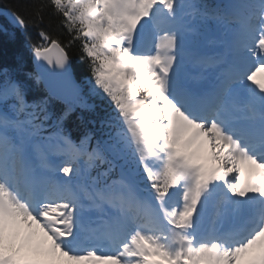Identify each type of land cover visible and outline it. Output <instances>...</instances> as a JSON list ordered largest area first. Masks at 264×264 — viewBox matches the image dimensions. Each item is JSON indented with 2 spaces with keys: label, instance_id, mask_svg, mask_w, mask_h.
Returning a JSON list of instances; mask_svg holds the SVG:
<instances>
[{
  "label": "snow or ice",
  "instance_id": "6c2138e0",
  "mask_svg": "<svg viewBox=\"0 0 264 264\" xmlns=\"http://www.w3.org/2000/svg\"><path fill=\"white\" fill-rule=\"evenodd\" d=\"M46 9L70 36L40 28L29 45L46 95L29 102L0 74V264H264V0H29L0 15L26 29ZM74 107L93 114L77 139Z\"/></svg>",
  "mask_w": 264,
  "mask_h": 264
},
{
  "label": "trees",
  "instance_id": "16d2710c",
  "mask_svg": "<svg viewBox=\"0 0 264 264\" xmlns=\"http://www.w3.org/2000/svg\"><path fill=\"white\" fill-rule=\"evenodd\" d=\"M214 0H206L211 3ZM29 2V0H0V10L7 8H20L22 4ZM39 2V0H34ZM50 9L45 11V23L43 25H34L32 23L26 29H19L9 24L3 15H0V25L7 28V32L0 30V68L10 65L20 69L24 67L27 75H34L33 54L30 51L29 45L39 42L37 35L40 28H44L53 38L59 39L62 44H67L70 36L66 29L59 25V18H52L50 16ZM27 16V13H25ZM71 56L74 73L77 79L80 80L82 87L86 79L90 78V72L85 61L81 60V51L79 42H76L71 48L68 49ZM31 95L40 99L46 95L42 86L35 85L33 80H30ZM90 103L97 105V112L103 113L110 111L107 101H101L98 98H90ZM52 110L56 115H59L67 106L53 101ZM79 107H74V110L69 115L68 119L64 122L65 128L72 133V136L77 139L85 131L92 130L93 125L89 123L93 114L88 110H80Z\"/></svg>",
  "mask_w": 264,
  "mask_h": 264
},
{
  "label": "water",
  "instance_id": "95a60500",
  "mask_svg": "<svg viewBox=\"0 0 264 264\" xmlns=\"http://www.w3.org/2000/svg\"><path fill=\"white\" fill-rule=\"evenodd\" d=\"M34 63H35V68H36V70H37V72H38L39 70H38V68H37V64H36L35 61H34ZM71 72H72V80L78 85V83H77V81H76V79H75V76H74V74H73V71H72V65H71ZM69 101H71V97H69L68 102H69Z\"/></svg>",
  "mask_w": 264,
  "mask_h": 264
}]
</instances>
